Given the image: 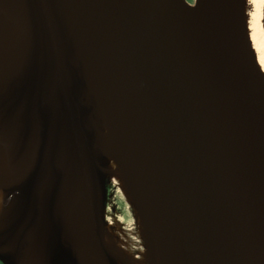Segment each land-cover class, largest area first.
Segmentation results:
<instances>
[{
  "label": "water",
  "instance_id": "obj_1",
  "mask_svg": "<svg viewBox=\"0 0 264 264\" xmlns=\"http://www.w3.org/2000/svg\"><path fill=\"white\" fill-rule=\"evenodd\" d=\"M0 6V143L33 160L5 190L2 264H113L101 111L162 264H264V86L237 0Z\"/></svg>",
  "mask_w": 264,
  "mask_h": 264
},
{
  "label": "bare ground",
  "instance_id": "obj_2",
  "mask_svg": "<svg viewBox=\"0 0 264 264\" xmlns=\"http://www.w3.org/2000/svg\"><path fill=\"white\" fill-rule=\"evenodd\" d=\"M240 18L257 72L264 86V0H237ZM1 7V6H0ZM18 122L11 124L9 132L18 131ZM99 133L101 141L102 167L110 186L116 189L132 210L134 224L143 242L144 251L134 259L120 248L108 226H104V244L113 264H162L151 227L141 210L133 189L122 166L121 157L110 125L104 113L100 112ZM26 144L7 148L0 143V220L7 203L5 190L11 183L23 180L32 170L33 160L25 152ZM69 264H85L83 253Z\"/></svg>",
  "mask_w": 264,
  "mask_h": 264
},
{
  "label": "rangeland",
  "instance_id": "obj_3",
  "mask_svg": "<svg viewBox=\"0 0 264 264\" xmlns=\"http://www.w3.org/2000/svg\"><path fill=\"white\" fill-rule=\"evenodd\" d=\"M192 3L194 0H186ZM110 185V184H109ZM105 199L103 202L104 226H108L114 240L120 244V248L134 259H139L144 251L143 242L138 236L137 227L134 224L131 208L125 205L121 194L114 189L105 187Z\"/></svg>",
  "mask_w": 264,
  "mask_h": 264
},
{
  "label": "flooded vegetation",
  "instance_id": "obj_4",
  "mask_svg": "<svg viewBox=\"0 0 264 264\" xmlns=\"http://www.w3.org/2000/svg\"><path fill=\"white\" fill-rule=\"evenodd\" d=\"M110 187H107V190ZM112 189V188H111ZM22 215V210L19 204H9L7 207V213L3 216V220L0 224V232L3 240L8 243L9 236L13 233V230L17 227L19 228L20 218ZM16 233V232H15ZM0 264H2L0 262Z\"/></svg>",
  "mask_w": 264,
  "mask_h": 264
},
{
  "label": "trees",
  "instance_id": "obj_5",
  "mask_svg": "<svg viewBox=\"0 0 264 264\" xmlns=\"http://www.w3.org/2000/svg\"><path fill=\"white\" fill-rule=\"evenodd\" d=\"M108 186H109V187H110V189H111V186H110V185H108ZM108 186H107V187H108ZM123 201H124V200H123ZM124 203H125V201H124ZM125 205L127 206V204H126V203H125Z\"/></svg>",
  "mask_w": 264,
  "mask_h": 264
}]
</instances>
